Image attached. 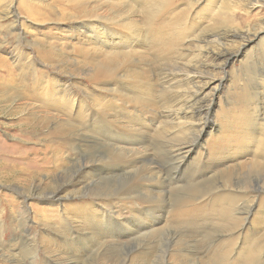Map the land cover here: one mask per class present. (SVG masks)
<instances>
[{
  "label": "rangeland",
  "instance_id": "obj_1",
  "mask_svg": "<svg viewBox=\"0 0 264 264\" xmlns=\"http://www.w3.org/2000/svg\"><path fill=\"white\" fill-rule=\"evenodd\" d=\"M154 2L155 0H0V160L18 164V170L11 179L0 177L2 227L0 264H24L25 250L18 240L21 236L30 237L31 239L26 241L31 243L35 252L39 254V257H36L38 263L35 264L55 262L63 264L66 260L77 262L76 264L88 262V253L85 249L79 248L74 249L72 253H64L60 236L52 232L58 229L55 221L60 220L63 214L71 212L73 207L84 205L85 202L81 197L65 199L53 197V185L57 183V175L68 167L52 165V160L57 158L56 151H52L49 146L46 149L45 145H49L48 142H40L38 138L39 135L34 128L38 118L34 113L45 114V110L35 105L38 104V100L29 99L30 92L26 89L23 90V96H14L13 101L8 98L4 85L10 84L9 75L15 79L11 84H20L24 77L21 63L32 57L39 69L48 71L46 73L50 82L56 79L71 84L76 98L82 89L85 94L90 95V100L110 98L112 96L110 88L93 84L87 79V74L93 73L96 65L103 61L105 53L123 49L121 47L132 40V35L139 33L140 27L145 24V16L154 6ZM161 2L162 4L155 6V14L161 15L156 17L159 27L169 28L176 24L178 27L184 25L190 29L192 27L193 30L168 44L164 53V60L170 62V68L176 71L190 70L199 75L197 78L192 77L179 82L180 93L198 90L201 93L200 98L206 105L203 111H206L207 105L211 103L206 122L201 118L187 116L188 122L185 121L182 125L175 124L176 120H173L174 124L165 123L163 133L151 132H158L169 145L183 139L191 140L198 134L196 144H192L194 150L189 155L187 164H182L181 168H178V176L174 180L173 186L180 190L178 192L180 201H175L176 197L171 192L166 197L167 206L164 204L165 206L156 210L162 221L154 227L162 225L165 232L169 230L178 233V242L172 246L174 249L172 248L171 253L168 252L170 250L166 252L156 244H150L131 252L125 261L106 255L96 264H162V262L212 264L209 263V259L212 257L211 252L216 249H225L230 255L233 253L229 259L237 263L240 257L247 255L255 247V240L264 246V193L256 196L253 192L247 193L250 187L240 188L238 192L236 186L233 187L236 191L230 193L226 187V194L219 192L220 195H224V200H219L211 196L213 193L211 190H214L212 186L208 187L207 193L204 191L199 193L198 190L208 181H215L214 186L225 187L223 184H226V181L235 183L245 176L254 178L259 173L264 175L260 170V164L264 162V75L261 76L262 87L255 84L253 77V66L264 64V58H259L263 44L254 36L255 32L264 27V0H161ZM146 7V14L143 15ZM218 18L220 22L216 24ZM180 22L183 26L179 24ZM237 30L243 32L246 37L232 38L231 34ZM213 31L225 32L226 36L222 37L221 44L204 42V36H200ZM51 43L56 46L50 48ZM46 48L54 49L43 57L42 52ZM134 48L145 51L147 47L144 49L142 46L134 45ZM221 51L225 54L220 55ZM18 53L23 55L19 56ZM123 54L119 53L118 59H121ZM17 57L20 59L19 63L15 60ZM203 68L209 72L200 74ZM210 78H214V81L206 83ZM221 78L222 84L214 89ZM249 78L254 82H250ZM254 87L260 91L259 97L262 99L260 104L253 100L256 98ZM13 91L11 89V93ZM150 96L152 102L155 97L151 94ZM129 109L134 115L143 113V110L136 113L133 107ZM144 110L142 122L152 129L161 130L163 120H160L159 114L167 109L147 103ZM150 153L151 156L155 155L153 151ZM14 157L19 158L13 159ZM226 170L230 172L229 177L225 176ZM203 172H206L205 175L200 176ZM24 188L32 195L27 196L23 193ZM67 188V192L73 195L72 187L69 185ZM189 193H193L194 196H189ZM235 204L254 205L247 215V222L238 217L235 208L238 210L239 206ZM221 206L222 209L229 211V217L225 219L223 216L219 217ZM121 208L124 209L125 215L131 209L124 208V205H121ZM23 209L28 211V216L21 217ZM134 210L130 212L134 213ZM230 212L234 216L230 215ZM135 213L140 214L138 210ZM172 213L177 218L173 217ZM227 219L229 223L226 222ZM21 220L25 225H21ZM221 221H224V224ZM130 227L138 230V225ZM247 234L250 236H246ZM134 236L136 235H130L129 238ZM233 239H238L239 242ZM228 240L229 243L233 240L234 245L229 246L228 242L225 244ZM184 242L199 245L196 248L194 244L193 249L199 251L200 248V251L195 255L193 251H185ZM215 244L222 248L218 249ZM233 246L234 248H231ZM13 252H18V255L13 257L10 255ZM70 254L80 255L81 260L76 261L79 257L74 259ZM194 256H197V259Z\"/></svg>",
  "mask_w": 264,
  "mask_h": 264
},
{
  "label": "bare ground",
  "instance_id": "obj_2",
  "mask_svg": "<svg viewBox=\"0 0 264 264\" xmlns=\"http://www.w3.org/2000/svg\"><path fill=\"white\" fill-rule=\"evenodd\" d=\"M157 4H162L161 0H155L154 6L145 16V24L140 27L139 33H134L131 37L132 40L129 42L127 41L125 46L121 47L123 49L105 53L103 61L96 65L93 73L87 74V79L92 81L93 84L105 85L110 88V93L112 95L110 98L90 100V95L85 94L83 89L79 97L76 98L72 86L70 87L71 84L69 85V83L60 82L61 80L57 81L56 79H52V82H50V78L47 76L48 71L39 69L37 67V62L34 61L32 57H30L28 61L21 63L24 74L21 83L18 85L11 84L15 79L13 76L9 75L8 82L10 84L4 85V91L8 93V98L10 100L13 101L14 96H23V90L26 89L30 92L31 97L29 99L38 100V104L35 105L45 110V114L39 115L34 113L38 118L34 123V128L39 135L38 138L40 142H48L49 145H45L46 149L48 148L47 146H49L52 151H56L57 158L52 160V165H60L59 167L62 166L64 168L68 167L57 175V183L53 185V197L58 199L81 197V200L85 202L84 205L73 207L71 212L63 214L60 220L55 221L58 229L52 232L60 236L64 253H72L74 249L79 248L85 249L88 253V262L85 264H96L98 260L106 255H109V257L113 259L125 261L128 259L131 252L139 248L142 249L144 246L150 244H156V246L162 248L163 251L167 252L170 250L168 252L171 253L174 249L172 246L178 242V233L176 234L169 230L165 232L162 225L154 227V225L162 221L160 215L156 214V210L167 203L166 197H168L171 192L174 193L173 196L176 197H174L175 201H180L178 196L180 190H178L179 188H175L176 186H173L175 183L174 180L178 176V168H181L182 164H187L188 158H190L189 155L194 150L192 144H196L198 134L195 135L196 137H192L191 140L183 139L169 145L159 136L160 134H158V132H164L166 128L165 123L174 124L173 120H176L175 124L180 123L182 125L187 121L186 118L190 116L201 118L206 122L210 110L208 107H210L211 103L207 105L206 111H203L206 105H204L202 98H200L201 93L198 90L194 89L192 91L180 93L181 89H179V82L181 83L183 80H189V78L192 77L197 78L199 75H197V72L190 70L180 69L176 71L170 68V62L164 60V53L168 44L179 40L184 37L186 33H190L193 30L192 27L190 29V27L187 28V26H183L181 22L179 24L183 27H178L176 24H173L169 28L159 27L156 17H160L161 15L155 14V6ZM146 10L147 7L144 9L143 15L146 14ZM219 22L220 19L218 18L216 24ZM141 33H144V35ZM231 35L232 38L246 37L243 32L238 30L234 31ZM200 36H204V42H216L221 44L222 37L226 35L225 32L213 31L207 35L204 33L200 34ZM254 36L258 37V42L261 41L263 44V50L259 54V58H264V27L255 32ZM200 41L202 42V38ZM57 44L59 43L57 42ZM134 45L142 46L144 49L147 47L148 49L146 48L145 51H140L135 49ZM49 46L51 48L54 45L51 43ZM53 49L54 48H52V50L46 48L45 51L42 52L44 55L43 57L53 52ZM119 53H124L121 59L117 57ZM219 54L224 55L225 53L221 51ZM18 55L22 56L23 53H18ZM15 60L16 62L18 61V63L20 62L18 57ZM206 70L207 69L203 68L200 74H207L209 71ZM262 75H264V64L261 63V66L255 64L253 66V77L257 86L261 85L262 87ZM220 80L221 81L218 82L214 89L222 84L223 78ZM254 80L249 78L250 82H254ZM213 81L214 78H210L206 83H212ZM114 85L116 86L114 87ZM76 87L77 86H75V88ZM11 89L14 90L12 93ZM254 93L256 98L253 100H256V104H260L262 101L259 97L260 91L256 88ZM150 94L155 97L152 102ZM147 103L167 109L160 114L158 112L156 115L157 119L159 114L160 120H163L162 126H160L162 127L161 130H158L159 128L152 129L142 122L145 116V105H147ZM130 107H133L136 113H140L142 110L143 113L141 115H134L130 111ZM152 131L158 132L151 133ZM151 151L155 152L154 156H151ZM17 158L19 157H14L13 159ZM69 164H71V166H69ZM0 166H2V168H0V177L6 178V180L11 179L12 175L18 170L17 163H8L4 159L0 160ZM260 170L264 172V162L260 164ZM205 173L203 172L200 176L205 175ZM225 176H230L228 170H226ZM189 181H192V179H189ZM214 183L216 182L208 181L204 183L200 186L198 190L199 193H203V191L207 193L209 186L217 190L214 192L212 189L211 192L213 193L211 196L219 200L224 198V195H220L219 192L226 194V187L229 188L228 190H230V193L231 191H236L233 190L235 186L239 190L238 192H240V188L250 187L251 189L247 193L253 192L255 196L259 193H264L263 173L255 175L254 178L245 176L235 183L232 181L228 183V181H226V184H223L225 187H222V185L214 186ZM69 185L72 187V190H74V192H72L73 195L67 192V186ZM23 193L27 194V196L32 195L30 191H27L25 188ZM63 194L66 195L63 196ZM233 194L231 195L232 199L234 196ZM189 196H194V194L189 193ZM227 197L225 199H227ZM168 199H171L170 196ZM234 203L233 201V204ZM121 205H124V208L127 207V209L131 208L129 209L130 211L135 209L134 213L128 211L130 213L126 212L125 215V211L121 208ZM252 205L239 204V207L236 205L238 210L236 208L235 210L237 214H239L238 217H240L243 222H247V215L251 212ZM219 209L221 210L219 217L223 216L224 219L229 217V211H226L225 208L222 209V206ZM228 209L232 210L231 208ZM137 210L140 214L135 213ZM21 211V217L29 215L27 210L23 209ZM232 213L236 212L233 211ZM232 213L230 215L234 216ZM172 215L175 217V214L172 213ZM185 218H187V216ZM122 219L125 220L122 221ZM229 220L231 219L229 218ZM229 220L226 222L229 223ZM20 222L22 226L25 225L24 221L21 220ZM223 222L224 221H221V223ZM131 225H138V230L132 229L130 227ZM179 227L180 226H178V228ZM215 228H217V226ZM0 229H2L1 226ZM254 231L256 232V230ZM260 231H262V228ZM209 233L211 232H208V234ZM240 234L242 235V233ZM130 235L136 236L129 238ZM246 236H248V234ZM213 237L216 238L217 236ZM26 239L29 240L31 238H23L21 236V239H18L20 240L19 244H23L25 250L23 255L26 259L23 263H38L36 257H39V254L35 252L31 243L27 242ZM238 239L233 240L239 242L237 241ZM188 241L189 239L187 242ZM232 241L231 243H229V240L225 241V244L228 242L229 246L230 244L234 245L232 244L234 241ZM194 244H184V250L193 251L192 253L194 255L197 254L200 248L199 251L194 250ZM254 245L255 247H253L247 255L245 254L242 258L240 257L238 262L236 259L237 263L230 260V256L233 253L230 255V253H228L229 251L226 252L225 249H216L211 252L210 249L212 257L209 255L211 257L209 263L264 264V246L262 247L259 245L257 240H255ZM218 247L219 246H217V248ZM231 248H234V246ZM10 255L16 257L18 252H13V254ZM70 256L74 259L79 257L76 261L81 260L80 255L70 254ZM196 257L197 256H194L195 259H197ZM76 263L77 262H72V260H66L63 264ZM54 264L60 263L55 262ZM162 264L166 263L162 262Z\"/></svg>",
  "mask_w": 264,
  "mask_h": 264
}]
</instances>
